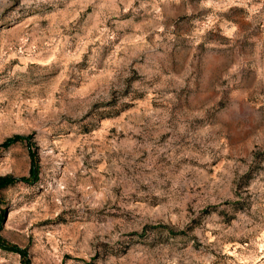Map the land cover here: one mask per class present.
<instances>
[{
    "label": "rangeland",
    "instance_id": "obj_1",
    "mask_svg": "<svg viewBox=\"0 0 264 264\" xmlns=\"http://www.w3.org/2000/svg\"><path fill=\"white\" fill-rule=\"evenodd\" d=\"M2 177L0 264H264V0H0Z\"/></svg>",
    "mask_w": 264,
    "mask_h": 264
},
{
    "label": "trees",
    "instance_id": "obj_2",
    "mask_svg": "<svg viewBox=\"0 0 264 264\" xmlns=\"http://www.w3.org/2000/svg\"><path fill=\"white\" fill-rule=\"evenodd\" d=\"M21 137H19V136H17V137H14V138H12V139H8L5 143H4V145H8V144H10L12 141H14V140H16V139H20ZM13 181V179L11 178V177H2V178H0V185H5V184H7V183H10V182H12Z\"/></svg>",
    "mask_w": 264,
    "mask_h": 264
}]
</instances>
